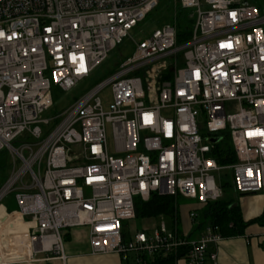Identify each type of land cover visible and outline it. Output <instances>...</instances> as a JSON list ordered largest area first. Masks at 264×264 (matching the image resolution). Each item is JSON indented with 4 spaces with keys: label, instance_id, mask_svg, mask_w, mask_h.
Segmentation results:
<instances>
[{
    "label": "built area",
    "instance_id": "1",
    "mask_svg": "<svg viewBox=\"0 0 264 264\" xmlns=\"http://www.w3.org/2000/svg\"><path fill=\"white\" fill-rule=\"evenodd\" d=\"M242 1L178 0L195 12L189 40L178 44L171 22L155 27L108 78L44 118L53 88L69 92L90 78L159 0H0V150L13 158L0 205L12 196L16 208L4 212L27 224L21 239L8 234L11 257L0 264L45 252L64 263V231L79 226L92 254L216 264L217 225L197 238L164 216L129 225L135 200L153 193L200 206L220 200L224 170L235 192H264V10ZM223 132L233 164L211 155Z\"/></svg>",
    "mask_w": 264,
    "mask_h": 264
},
{
    "label": "crops",
    "instance_id": "2",
    "mask_svg": "<svg viewBox=\"0 0 264 264\" xmlns=\"http://www.w3.org/2000/svg\"><path fill=\"white\" fill-rule=\"evenodd\" d=\"M240 195L242 196L235 204L239 207L242 221L247 224L242 228L241 233L224 235L216 246H210L209 250L216 251V264H264V223L256 221V218L260 217L264 212V192ZM180 198L186 199L178 197L177 216H164V220L166 218L170 220V224L166 222L169 228L173 229L176 227L177 232L188 235L190 238H197L208 224V222L201 224V211L203 208L195 202L188 204L187 211L183 212V205L179 204ZM4 206L0 205V227H5L7 235L14 234L16 225L21 222L24 224L22 227V232H24L27 224L19 219L16 213H5ZM192 210L198 213V218L195 222H191L188 218V213ZM156 219V217L152 216L143 218L144 222L142 225L153 224ZM19 237L20 239L22 238L21 236ZM64 240V250L67 256L64 263L52 253L45 252L36 254L34 259L14 261L10 264H137L132 255L123 260L120 255L115 253L92 254L88 244V230L85 226L66 229L64 231ZM9 252L6 239L0 235V257L2 260H7L11 257ZM173 264H186V262L180 257L174 259ZM208 264L212 263L208 261Z\"/></svg>",
    "mask_w": 264,
    "mask_h": 264
},
{
    "label": "rangeland",
    "instance_id": "3",
    "mask_svg": "<svg viewBox=\"0 0 264 264\" xmlns=\"http://www.w3.org/2000/svg\"><path fill=\"white\" fill-rule=\"evenodd\" d=\"M248 2L252 4H258L261 7L264 6V0H248ZM193 14V16H192ZM195 12L193 8H182L179 5L178 0H159L158 5L151 12L148 13L146 18L138 23V25L133 28L129 35L122 39V42L112 50L107 59L98 66L94 72L91 74L90 78L81 82L76 88L69 92L60 91L58 88H53V105L52 107L45 111L42 114L44 118H53L55 115L61 113L73 100V97L80 95L84 91L88 90L95 84L105 80L112 74L116 69L118 64L129 57L134 48L135 44L133 41L139 40L145 36H147L155 27L171 22L176 27L177 20L182 23H189L190 20L194 22ZM169 69L167 72H170ZM99 97L103 104L107 103L111 100V90L110 86L104 87L100 93ZM164 113V112H163ZM203 129H205L203 127ZM107 134L110 140V129L107 127ZM28 140V136L26 133L19 136L18 141ZM20 144V143H18ZM17 144V145H18ZM16 145V146H17ZM12 162L13 158L11 154L7 150H0V186L5 182V180L9 177L12 172ZM222 182L232 183L231 173L230 171H222L221 172ZM225 194L222 198H233L236 203L238 199L242 196L239 193L233 191V186H226ZM3 205L9 208H16L15 202L12 196L7 197L3 202ZM195 203L194 200L189 199H179V204L183 205V212L187 211L188 204ZM187 205V206H186ZM165 221L170 224V220L168 218ZM144 220L142 218L137 217L134 222L129 225V228L132 230L134 228H140L143 224ZM23 223L19 222L16 225V230L12 235L14 239H17L18 235L22 237V227ZM0 235H2L8 243H10L11 237H8L5 232V227H0ZM8 237V238H7Z\"/></svg>",
    "mask_w": 264,
    "mask_h": 264
},
{
    "label": "trees",
    "instance_id": "4",
    "mask_svg": "<svg viewBox=\"0 0 264 264\" xmlns=\"http://www.w3.org/2000/svg\"><path fill=\"white\" fill-rule=\"evenodd\" d=\"M248 1V0H247ZM250 3V2H249ZM261 10L264 6L254 4ZM193 20L189 23H182L177 20L176 24V41L178 44L184 43L190 39L192 32ZM171 73L165 72L162 78H170ZM220 139L215 143L211 155L215 158L218 164L228 165L236 161L234 150L227 135L223 132ZM233 186L232 183L222 182V187L226 191V186ZM233 198H221L220 200L209 202L201 205V224L209 223L217 225L220 233L224 235H234L242 232V228L246 226V222L242 221L238 205L233 206ZM8 211L15 208L6 207ZM178 213V197L172 195H159L153 193L148 200L144 201L139 198L135 200V214L136 217H150V216H165L176 217ZM256 221L264 223V212L256 218ZM175 257L173 256H153L145 260L143 264H173Z\"/></svg>",
    "mask_w": 264,
    "mask_h": 264
},
{
    "label": "water",
    "instance_id": "5",
    "mask_svg": "<svg viewBox=\"0 0 264 264\" xmlns=\"http://www.w3.org/2000/svg\"><path fill=\"white\" fill-rule=\"evenodd\" d=\"M242 4H245V5L248 4V1H247V0H243V1H242ZM213 140L216 141L217 138H216V139H213ZM235 205H236V204L234 203L233 206H235Z\"/></svg>",
    "mask_w": 264,
    "mask_h": 264
},
{
    "label": "bare ground",
    "instance_id": "6",
    "mask_svg": "<svg viewBox=\"0 0 264 264\" xmlns=\"http://www.w3.org/2000/svg\"><path fill=\"white\" fill-rule=\"evenodd\" d=\"M19 217V216H18ZM19 219H21L20 217H19ZM22 220V219H21ZM9 259V258H8ZM0 260H2V258L0 257Z\"/></svg>",
    "mask_w": 264,
    "mask_h": 264
}]
</instances>
